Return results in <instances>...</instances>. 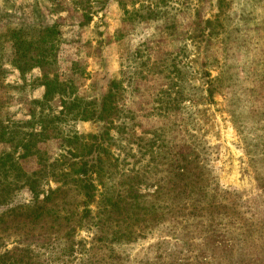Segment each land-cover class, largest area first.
<instances>
[{
  "label": "rangeland",
  "instance_id": "1",
  "mask_svg": "<svg viewBox=\"0 0 264 264\" xmlns=\"http://www.w3.org/2000/svg\"><path fill=\"white\" fill-rule=\"evenodd\" d=\"M48 25H58L61 33L48 46L47 55L57 56L50 78L90 102L118 84L117 105L128 121L121 137L111 131L118 138L112 164L91 209L100 216L96 222L108 227V214L120 211L124 231L142 227L146 236L133 244L98 242L92 258L100 264H118L119 258L122 264H168L174 251L179 264H264V0H0V129L11 131L0 152L19 157L17 145L26 134L40 132L41 121L48 129L46 140L33 147L36 155L20 161L27 176L43 170L40 157L52 164L64 154L66 135L102 129L95 122H60L58 98L44 109L32 105L45 96L43 73L36 67L22 75L15 63L25 69L44 52L38 28ZM14 31L22 32V59L14 58ZM205 71L214 81L212 100ZM177 98L180 109L169 106ZM28 122L35 128H17ZM192 137L206 151L199 164L209 196L201 212L186 198L173 205L166 191L170 165L177 160L181 169L188 167L177 154L190 152ZM49 183L52 189L59 185L49 177L43 189ZM71 188L56 201L64 208L58 229L64 236L70 225L77 240L91 243L95 231L79 220L84 199ZM160 188L163 195L155 198ZM15 195L18 203L33 201L29 188ZM212 199L215 210L208 208ZM131 205H154L159 222Z\"/></svg>",
  "mask_w": 264,
  "mask_h": 264
},
{
  "label": "trees",
  "instance_id": "2",
  "mask_svg": "<svg viewBox=\"0 0 264 264\" xmlns=\"http://www.w3.org/2000/svg\"><path fill=\"white\" fill-rule=\"evenodd\" d=\"M206 23L210 24V21ZM38 32L40 37H43L40 44L46 47L44 52L32 57L26 64L25 69L15 63L16 69L22 75L36 67L40 68L43 73L41 86L45 87V96L41 102L34 101L32 105L44 109L45 106H49L51 102L58 98L62 106L58 118L60 122L64 123L68 120L76 123L95 122L101 124L102 129L96 134L86 136L74 133L71 134L72 136L66 135V137H63L62 134L64 148H66L64 154L58 156L52 164H47V160L40 157L39 165L43 170L34 173L32 176H27L24 173L20 161L36 155L33 147L37 148L39 144L46 140L45 137H48V129L42 127L43 124H46L44 121H41L40 132H34L33 130L18 143L17 146L23 151L22 155L16 157V154L12 151L3 150V152H0V264H100L102 261L92 258L93 251L100 249V247H97L98 242L120 244L125 240L126 244H133L146 236L145 229L142 227L136 228V231L128 227L124 231L121 225L126 227L127 224L117 219L122 218V215L116 209L117 215L115 217H113L112 212L108 214L111 216L108 219L110 227H108V224H102L100 219L96 222L100 216L94 217L91 209L92 205L96 203L98 184L102 183L108 165L112 164L110 162L111 146L115 145V140L118 138L112 137L111 131L117 130L118 136L121 137L128 127V121H122L125 119L122 118L121 110L117 105L118 84L112 83L106 95L100 100L90 102L78 97L75 93H69L68 85L61 83L59 79H51L48 71L51 65L57 61V56L52 60L47 55L48 46L61 33L58 25L41 26L38 28ZM21 34V31H14L12 35L15 49L14 58L18 57V59L26 56V51L22 55L19 53L20 43L22 42ZM49 51L51 50L49 49ZM50 59L52 62L49 61ZM203 77L205 79V91L209 99L212 100L213 90H215L214 81L209 79L207 71L203 73ZM178 95L180 97L181 93ZM180 100V98L175 99L169 106L180 109L182 103ZM118 122H120L119 125H117ZM35 126L34 122H28L17 126V128L31 127L33 129ZM10 133L11 131L7 127L3 130L0 129V148L10 144L11 140L7 137ZM192 138L190 152L185 154L183 149H179L177 155L183 158L189 168L198 164L197 170L191 172L190 169L186 173L185 170L188 167L187 169H181L178 161L175 160L172 167L170 165V168H172L171 177L173 175V178L169 182V189L166 191L172 194L173 205L178 206L183 198H186L187 201H191L190 203L195 211L201 212L204 210L201 207L204 206L203 204L209 196L208 190L201 185L203 171L199 164L202 161L201 156L206 155V151L204 149L198 150L201 148V143L197 138ZM49 177L53 179L55 184H59L56 189H52L50 183L47 185L48 190L43 189L41 182L43 183ZM25 187L29 188L33 194V201L18 203L15 193ZM71 187L78 190L84 199V209L79 220L80 225L84 226L88 222L89 229L95 231L91 243L86 240H77L75 236L76 228L70 227V225L67 226L69 229L64 236H61L58 229L64 208L59 207L56 201L61 195H67L69 190L72 189ZM162 195L163 189L160 188L154 197L157 198ZM195 196H197L196 199H194ZM208 206L213 210L218 208L215 199L210 200ZM131 209L135 212L142 211V213H138L139 215L152 216L150 220L152 222H159L160 220L157 213L158 208L154 205L149 207L131 205ZM186 210L187 207L182 204L180 212L185 214ZM105 214H107L106 211ZM12 235L17 237L11 244H7L5 237L7 236V239L10 240L9 236ZM177 255L180 254L171 251L168 255L171 262L168 264H179L180 259ZM113 257L109 260L114 261L112 260ZM157 259L164 260L162 255ZM117 261L118 264L123 262L120 258Z\"/></svg>",
  "mask_w": 264,
  "mask_h": 264
}]
</instances>
